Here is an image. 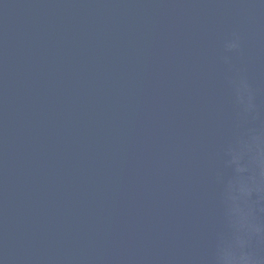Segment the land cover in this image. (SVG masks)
<instances>
[{"label": "water", "instance_id": "1", "mask_svg": "<svg viewBox=\"0 0 264 264\" xmlns=\"http://www.w3.org/2000/svg\"><path fill=\"white\" fill-rule=\"evenodd\" d=\"M0 264H264V0H0Z\"/></svg>", "mask_w": 264, "mask_h": 264}]
</instances>
